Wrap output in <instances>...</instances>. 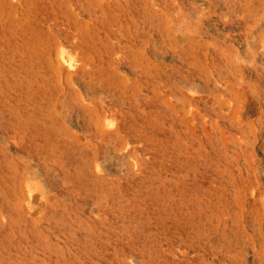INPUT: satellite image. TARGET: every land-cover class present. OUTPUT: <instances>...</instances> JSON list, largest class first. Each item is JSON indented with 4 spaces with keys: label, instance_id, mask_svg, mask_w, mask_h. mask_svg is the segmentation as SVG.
<instances>
[{
    "label": "rangeland",
    "instance_id": "obj_1",
    "mask_svg": "<svg viewBox=\"0 0 264 264\" xmlns=\"http://www.w3.org/2000/svg\"><path fill=\"white\" fill-rule=\"evenodd\" d=\"M0 264H264V0H0Z\"/></svg>",
    "mask_w": 264,
    "mask_h": 264
},
{
    "label": "bare ground",
    "instance_id": "obj_2",
    "mask_svg": "<svg viewBox=\"0 0 264 264\" xmlns=\"http://www.w3.org/2000/svg\"><path fill=\"white\" fill-rule=\"evenodd\" d=\"M60 55H59V57H58V59L60 60L59 62H61V63H70L71 64V59H70V57H68V55H66V53L65 52H61V53H59ZM68 65V64H67ZM108 123V122H107ZM111 125V124H110Z\"/></svg>",
    "mask_w": 264,
    "mask_h": 264
}]
</instances>
